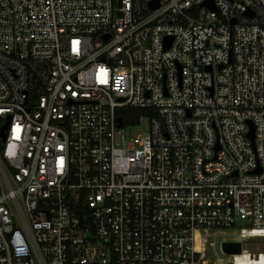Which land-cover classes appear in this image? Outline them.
<instances>
[{
	"label": "built area",
	"instance_id": "obj_1",
	"mask_svg": "<svg viewBox=\"0 0 264 264\" xmlns=\"http://www.w3.org/2000/svg\"><path fill=\"white\" fill-rule=\"evenodd\" d=\"M8 118L0 264H264V0H0Z\"/></svg>",
	"mask_w": 264,
	"mask_h": 264
},
{
	"label": "rangeland",
	"instance_id": "obj_2",
	"mask_svg": "<svg viewBox=\"0 0 264 264\" xmlns=\"http://www.w3.org/2000/svg\"><path fill=\"white\" fill-rule=\"evenodd\" d=\"M147 128H148V121H147V119H144L142 124H140V125H135V126L125 125L124 132L126 133V135L128 137H130L132 135H136V134H139V133H141L143 131H146ZM236 225H237V228L239 229L240 227L248 226L249 224L245 220H238L236 222ZM224 239L231 240L232 239V235H230L229 233L224 234V235H219L216 238V247L215 248H211L210 251L214 252L216 250L218 256H223L225 259H227L229 257V254L223 252L222 251V247H221V244H222ZM263 239L264 238H262V237L248 238L247 240H245L243 242V247L245 249H248V251L255 250L256 244L259 243ZM246 258H248V256H246V257L237 256V259L239 260V262L246 261Z\"/></svg>",
	"mask_w": 264,
	"mask_h": 264
},
{
	"label": "water",
	"instance_id": "obj_3",
	"mask_svg": "<svg viewBox=\"0 0 264 264\" xmlns=\"http://www.w3.org/2000/svg\"><path fill=\"white\" fill-rule=\"evenodd\" d=\"M205 4H208V2L206 1ZM8 121H9V118L7 119V121L5 122L4 125L0 126V138H1L2 142H4L5 138H6L5 129L7 127ZM118 121H119V124L122 123V119L120 117L118 118ZM248 135L252 139V141L254 142L255 128H254V125L252 122H251L250 131H249ZM223 249L228 254L240 253L241 252V243L237 242V241H225L223 243Z\"/></svg>",
	"mask_w": 264,
	"mask_h": 264
},
{
	"label": "trees",
	"instance_id": "obj_4",
	"mask_svg": "<svg viewBox=\"0 0 264 264\" xmlns=\"http://www.w3.org/2000/svg\"><path fill=\"white\" fill-rule=\"evenodd\" d=\"M146 108H139V107H130L125 106L118 109L117 113L122 118L124 125H134L137 124L139 121V116L146 112ZM263 245L264 249V239L260 241ZM250 258H246V261H250ZM245 262V261H243Z\"/></svg>",
	"mask_w": 264,
	"mask_h": 264
},
{
	"label": "bare ground",
	"instance_id": "obj_5",
	"mask_svg": "<svg viewBox=\"0 0 264 264\" xmlns=\"http://www.w3.org/2000/svg\"><path fill=\"white\" fill-rule=\"evenodd\" d=\"M246 263H249V262H251V260L250 261H245ZM241 263H244V262H241Z\"/></svg>",
	"mask_w": 264,
	"mask_h": 264
}]
</instances>
